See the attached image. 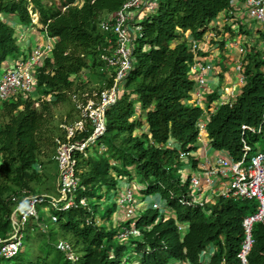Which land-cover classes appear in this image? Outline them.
<instances>
[{"label":"trees","instance_id":"trees-1","mask_svg":"<svg viewBox=\"0 0 264 264\" xmlns=\"http://www.w3.org/2000/svg\"><path fill=\"white\" fill-rule=\"evenodd\" d=\"M128 1L0 0V74L25 55L12 20L31 26L37 15L55 41L36 71L35 95L0 103V239L13 234V196L57 189L50 184L58 181L56 156L66 134L52 106L84 91L78 79L86 80L87 73L102 79L99 93L113 87L115 72L101 60L112 36L100 24ZM232 9V0H158L134 42V69L117 103L106 110L105 134L86 153L75 154L81 188L74 207L53 210L52 229L42 218L31 219L23 231L27 251L21 253L22 247L0 264H239L244 220L255 213L257 202L220 198L214 205H197L192 177L183 175L187 160L199 168L193 153L199 150L205 116L193 98L194 54L186 36L201 40L209 25ZM242 74L237 98L211 112L206 126L208 146L236 162L246 146L256 153L264 142V52L256 45L248 46ZM221 99V92L206 94L208 109ZM91 134L88 127L78 139ZM134 182L154 202L132 220H114L117 204L110 199L124 196ZM156 203L161 207L155 209ZM127 231L132 233L125 237ZM252 237L249 264H264V222L254 225ZM59 239L72 246L76 262L58 248Z\"/></svg>","mask_w":264,"mask_h":264},{"label":"built area","instance_id":"built-area-1","mask_svg":"<svg viewBox=\"0 0 264 264\" xmlns=\"http://www.w3.org/2000/svg\"><path fill=\"white\" fill-rule=\"evenodd\" d=\"M157 3V0H152L150 4H148V0H130L119 12L106 17L101 22V30L106 35L112 36L107 38L108 46L103 49L101 60L106 69L115 72L114 85L112 88L99 93V104L91 100H88L89 103L83 104L78 101L77 94L73 95L79 117L71 125L65 122L61 125L66 134V141L59 143L56 156L59 168L58 195H32L28 191H23L22 196L12 197V202L17 205L12 215L13 234L9 239H0V260L12 259L20 252L23 247V231L27 223L33 218L36 221L40 219L39 205H50L52 210L55 211H66L74 207L76 193L81 188V181L77 175L75 154L76 152L86 153V150L95 145L98 139L105 134L107 110L105 108L117 103L123 84L134 69V42L142 36L141 23L155 11ZM237 4L243 7L248 20L262 26L264 34V0H232L233 9L225 14L223 22L218 21V18L214 20L201 40L193 39L190 35L187 37L191 51L194 54L192 75L196 80V89L193 98L196 104L205 109V116L199 124L200 140L206 134L210 113L219 105L231 102L238 96L236 91H231L227 98L225 96L220 101L214 102L213 107L210 110L208 109L205 90L208 86V78L214 73L216 65L208 60L206 56H203L211 53L213 49L219 48L224 41L221 34L226 28L225 25L229 26V22L233 19L237 18V21L239 20V14L236 13L235 9ZM147 9L150 12L142 18V13ZM138 19L141 20L137 21ZM229 45L238 47L240 59L236 63L235 70L239 74V85L242 86L245 82L242 74L243 58L248 52V47L247 45H241L239 42H232ZM52 50L53 46H47L46 48L36 46L30 54L25 53L18 61L13 62L11 66L3 70L0 74V103L19 94L25 97L35 95L37 88L36 71ZM259 50L264 52V49ZM88 127L92 129L90 137L86 140H79L78 137L84 134ZM243 130L261 133L260 130L246 126L243 127ZM204 163V171L201 175L193 176L191 180V197L195 204L200 206L212 205L208 203L204 188L205 186L213 188L217 178L227 180L223 189L220 190L218 199L240 198L257 202L255 213L244 220L245 240L238 254L239 264H249V255L254 243L252 237L253 227L257 223L264 222V149L252 153V148L246 146L243 158L239 162L219 153L214 161L208 158ZM133 188L134 186L126 190L124 196L120 198L123 208H133V190H137L136 186L135 189ZM80 203L82 206L87 205L86 199H82ZM160 207L158 203L154 205L155 209ZM129 212L136 213L135 210L131 209L127 211L128 215ZM52 221L57 222V218L53 216ZM43 227L45 230L46 226ZM131 233L127 231L124 236L127 237ZM133 233L136 234V231L134 230ZM58 248L65 252L70 260L76 262L75 252L68 242L60 241Z\"/></svg>","mask_w":264,"mask_h":264},{"label":"crops","instance_id":"crops-1","mask_svg":"<svg viewBox=\"0 0 264 264\" xmlns=\"http://www.w3.org/2000/svg\"><path fill=\"white\" fill-rule=\"evenodd\" d=\"M151 1L152 0H148V4H150ZM235 9L236 13L239 14V20L237 21V18L231 20L229 22V26L225 25L226 28L221 34L226 45L223 47L220 45L219 48L213 49L211 53L206 55L208 60H214L216 69L214 73L208 78V86L205 90V96L209 93L211 94L221 92L222 98L225 96L227 98L228 95L231 94V91H236V94H239L241 91L242 86L239 85L238 82L239 74L235 70L236 63L240 59V54L238 47L235 45L230 46V43L239 42L241 45H247V47L249 45H256L259 47V49H264V34L262 26L251 20H248L246 16L247 14L240 4H237ZM148 12L150 11L147 9L144 13H142V18L146 16ZM224 18L225 15H221L217 20L223 22ZM140 20L138 19L137 21ZM11 23H13V26L17 29L18 41L20 45L25 49V51L29 49L28 53H31L36 46H41L43 48H46L47 46H55V41L48 38L44 31L43 25L40 24L39 16H34V22L31 26H22L13 20ZM203 146L207 147L208 149L204 150L203 152L198 150L197 154H195L196 158L199 160V168L197 170L199 173L198 175H201V173L204 171V161L208 159L207 151L211 149L208 146V137L206 134L198 143L199 148ZM212 151V153H214L213 149ZM217 156L215 155L213 158H211V160L214 161ZM226 183V179L217 178L213 188L205 186L204 189L207 193V200L209 204L214 205L216 203V200L212 199V196L213 194H217V190H222Z\"/></svg>","mask_w":264,"mask_h":264},{"label":"rangeland","instance_id":"rangeland-1","mask_svg":"<svg viewBox=\"0 0 264 264\" xmlns=\"http://www.w3.org/2000/svg\"><path fill=\"white\" fill-rule=\"evenodd\" d=\"M186 37H189V34ZM28 51H29V49H27L26 51L24 49V53L30 54V53H28ZM211 61L214 62V60H211ZM81 79L82 78L78 79V82L83 84L85 90L84 91L81 90V91L76 93L78 96V101L85 104V103H89L88 100H91V101H94L97 104H99V101H98L99 92L101 89H103L105 87L102 79L99 76H96V75L91 76L88 73L86 74V80H81ZM88 80L90 82L85 84V82H87ZM72 95H74V94H71L72 101H70V102L67 101L65 103H59L57 105L52 106V112H53V115L55 117V120L61 125L64 124V122L71 125L78 120L79 113L77 111V104L75 103V100L73 99ZM69 97H70V95H69ZM37 107H39V105H37ZM105 109H107V107ZM263 148H264V142H262L261 145L259 146V150H263ZM207 149H208L207 147L203 146V147L199 148V151L203 152L204 150H207ZM212 152H213L212 149H209L207 151V154H208L207 156L210 159L213 158L215 155L217 156L220 153V152L215 151V150H214V153H212ZM193 154L195 155L197 153L194 152ZM187 163H188L187 168H185L183 170L184 171L183 175H184L185 179H187L189 176L193 177V176L198 175L199 174L198 171L193 166V161L187 160ZM54 184H56V188H57V182L55 183L54 181H52L50 185L54 186ZM133 186H134L133 189H135V186H136L137 190H133L134 191V199L132 201V204H134V205H133V208L131 207L129 209L135 210L136 213H134V212L130 213L129 212L130 214L128 215L127 211H129V209L123 208V205L121 204V202L119 200L120 199L119 197H121V195H119L115 198L110 199L111 203L117 204V211L113 216L114 220H121V219L132 220V219L137 217L138 211H142L143 208L144 209L148 208L149 205H151L154 202L153 199H147L146 198V193L143 192V190L138 186V182H134V185H132L131 187H133ZM42 193L49 194L52 196H57L58 189L52 190L51 192H48V193L47 192H42ZM111 196L114 197L115 195H111ZM219 196H220V190H217V194L216 195L213 194L212 199H214V200L218 199ZM217 201H219V199ZM52 211L53 210H52V207L50 205L46 204V205H39L38 206L39 216H40V218H42L45 221V223L48 225L49 229L53 228V224L51 223V220H50V218L53 214ZM45 230H47V227ZM59 238H61V236H59ZM59 240H61V239H59ZM28 247H29V242H28V240H25L24 241V247H23L21 253L26 252ZM77 256L78 255L75 254L76 261H77Z\"/></svg>","mask_w":264,"mask_h":264}]
</instances>
